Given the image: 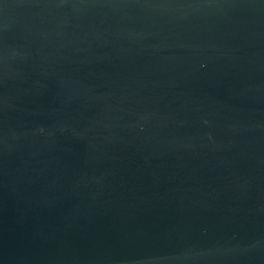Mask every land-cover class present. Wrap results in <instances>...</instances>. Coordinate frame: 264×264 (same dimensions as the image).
Masks as SVG:
<instances>
[{
    "label": "water",
    "instance_id": "water-1",
    "mask_svg": "<svg viewBox=\"0 0 264 264\" xmlns=\"http://www.w3.org/2000/svg\"><path fill=\"white\" fill-rule=\"evenodd\" d=\"M0 264H264V0H0Z\"/></svg>",
    "mask_w": 264,
    "mask_h": 264
}]
</instances>
